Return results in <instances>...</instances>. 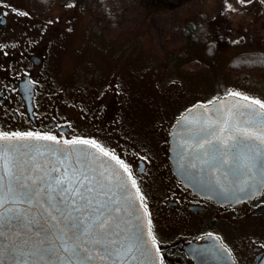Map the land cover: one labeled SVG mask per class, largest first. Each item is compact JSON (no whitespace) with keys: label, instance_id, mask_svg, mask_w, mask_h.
Returning a JSON list of instances; mask_svg holds the SVG:
<instances>
[{"label":"water","instance_id":"water-1","mask_svg":"<svg viewBox=\"0 0 264 264\" xmlns=\"http://www.w3.org/2000/svg\"><path fill=\"white\" fill-rule=\"evenodd\" d=\"M21 137L0 138L11 173L0 160V264H161L148 212L115 159L90 143ZM170 158L195 193L223 203L260 195L264 108L233 95L195 105L172 130Z\"/></svg>","mask_w":264,"mask_h":264},{"label":"flooded vegetation","instance_id":"flooded-vegetation-1","mask_svg":"<svg viewBox=\"0 0 264 264\" xmlns=\"http://www.w3.org/2000/svg\"><path fill=\"white\" fill-rule=\"evenodd\" d=\"M31 6L0 0V137L87 141L115 157L135 181L161 264H264V191L223 203L185 187L174 172L171 132L193 106L167 111L154 92L128 102L122 73L98 85L61 76L55 83L53 59L67 34Z\"/></svg>","mask_w":264,"mask_h":264},{"label":"rangeland","instance_id":"rangeland-1","mask_svg":"<svg viewBox=\"0 0 264 264\" xmlns=\"http://www.w3.org/2000/svg\"><path fill=\"white\" fill-rule=\"evenodd\" d=\"M102 1L104 17L95 4L43 7L67 34L53 59L55 83L61 76L98 85L122 73L128 102H145L154 92L160 107L174 113L229 95L264 103V70L228 67L238 53L264 52V0H156L180 7L174 14L156 10L145 26L136 24L143 0ZM215 40L218 50L209 58L207 44Z\"/></svg>","mask_w":264,"mask_h":264},{"label":"trees","instance_id":"trees-1","mask_svg":"<svg viewBox=\"0 0 264 264\" xmlns=\"http://www.w3.org/2000/svg\"><path fill=\"white\" fill-rule=\"evenodd\" d=\"M143 1H144L143 15H142V18L138 20L136 23L138 26L140 24L145 26L149 22L150 16L154 15V13L157 12L156 10H161V11H164L165 13H172V12L175 13L176 8L180 7V6L176 7L174 6L173 3L171 2L169 3L166 1H163L161 3H156V0H143ZM72 3L77 5L78 7H85L87 9H91L92 6H94L95 4V7L101 8L98 10L99 12H103V17L105 16V13H104L105 6L102 0H39V1L34 2V4H32L31 2L32 6H36L40 10H43L46 7L48 8L52 7L56 4L65 6L67 4H72ZM191 25H192L191 23L190 24L187 23V27L189 28V32H190V34L188 35L189 37H191L190 35H193L192 33L193 31L190 30ZM196 29L197 27L194 28V30ZM207 47L208 48L206 51V55L210 58L212 57V55L214 56L216 44L211 42L207 45ZM198 62L201 63V61H198ZM228 67L231 70H244L245 69L246 71H251V70H262L263 71L264 70V52L258 51V52L238 53L237 55L231 58V60L229 61Z\"/></svg>","mask_w":264,"mask_h":264},{"label":"snow or ice","instance_id":"snow-or-ice-1","mask_svg":"<svg viewBox=\"0 0 264 264\" xmlns=\"http://www.w3.org/2000/svg\"><path fill=\"white\" fill-rule=\"evenodd\" d=\"M244 99H248V98L247 97H244ZM252 103L259 104V106L261 108H264V103H261L260 101H252ZM14 135L16 136L17 139L23 138V137H21V134H19V133H16ZM25 136L28 137V138H31L32 137V134L31 133H28V134H25ZM0 138L5 139V140L9 139L8 136H2ZM35 139H38V140L39 139H46V140H53V141H55L56 138L55 137H51V136H49V137L36 136ZM75 143H88V142L87 141H76ZM93 146H95V145H93ZM101 151H103V149H101ZM105 155H108V154L105 153ZM113 159H115V157H113ZM0 160H4L3 167L5 168V174L6 175H11V173H10V171L8 169L7 160H5L2 155H0ZM2 180H3V176H0V181H2ZM57 183H61V181H57ZM134 183H135V181H133V184ZM9 191H11V188H9ZM3 204H4V199L2 197H0V207H2ZM153 240L155 241V237H153ZM99 242H100L99 240L96 241V243H99ZM65 250L67 251V249H65ZM84 251L87 252V249L85 248ZM127 251L130 252L131 251V247H129V249ZM118 259H119V256H118Z\"/></svg>","mask_w":264,"mask_h":264}]
</instances>
